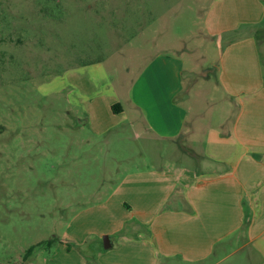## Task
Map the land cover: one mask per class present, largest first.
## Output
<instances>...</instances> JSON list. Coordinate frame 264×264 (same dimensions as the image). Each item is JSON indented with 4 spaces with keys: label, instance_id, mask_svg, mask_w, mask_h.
I'll return each instance as SVG.
<instances>
[{
    "label": "rangeland",
    "instance_id": "obj_1",
    "mask_svg": "<svg viewBox=\"0 0 264 264\" xmlns=\"http://www.w3.org/2000/svg\"><path fill=\"white\" fill-rule=\"evenodd\" d=\"M211 3L0 0V264H101L99 253L109 249L103 236L112 234L108 222L119 217L120 202L110 199H122L118 188L128 171L161 159L197 164L180 157L187 153L183 144L197 146L193 136L179 148L148 141L130 119L97 135L81 119L79 92L83 83L96 90L99 80L107 89L111 80L126 81L155 49L179 52L189 121L199 124L201 144L204 127L233 111L213 70L218 47L204 36ZM261 46L264 55V39ZM68 78L78 83L74 91Z\"/></svg>",
    "mask_w": 264,
    "mask_h": 264
},
{
    "label": "crops",
    "instance_id": "obj_2",
    "mask_svg": "<svg viewBox=\"0 0 264 264\" xmlns=\"http://www.w3.org/2000/svg\"><path fill=\"white\" fill-rule=\"evenodd\" d=\"M207 14L204 36L215 41L219 53L213 70L233 111L204 127L201 144L199 124L189 121L179 52L155 49L126 81H109V89L99 79L96 90L94 84H82L81 119L97 135L130 119L127 124L140 128L148 141L179 148L193 136L197 145L181 146L187 153L180 157L191 156L194 166L161 159L128 171L118 188L122 199H110L120 202L119 217L108 222L112 234L102 230L111 245L99 253L101 264H157L158 258L243 264L239 254L245 264H264V0H212ZM68 81L74 91L78 83ZM113 104L121 110L113 111Z\"/></svg>",
    "mask_w": 264,
    "mask_h": 264
},
{
    "label": "trees",
    "instance_id": "obj_3",
    "mask_svg": "<svg viewBox=\"0 0 264 264\" xmlns=\"http://www.w3.org/2000/svg\"><path fill=\"white\" fill-rule=\"evenodd\" d=\"M112 110L117 112V111H120L121 110V106L119 104H113L111 106ZM53 240V238H50L47 240L48 243H51ZM34 248V245H31L30 247H28V249L26 250V253H25V257H27L31 252H32V249ZM1 264H13V263H1Z\"/></svg>",
    "mask_w": 264,
    "mask_h": 264
},
{
    "label": "water",
    "instance_id": "obj_4",
    "mask_svg": "<svg viewBox=\"0 0 264 264\" xmlns=\"http://www.w3.org/2000/svg\"><path fill=\"white\" fill-rule=\"evenodd\" d=\"M103 244L104 248H108L111 245V241L108 235L103 236Z\"/></svg>",
    "mask_w": 264,
    "mask_h": 264
}]
</instances>
